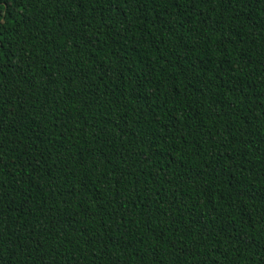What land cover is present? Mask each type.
I'll list each match as a JSON object with an SVG mask.
<instances>
[{
    "label": "trees",
    "instance_id": "1",
    "mask_svg": "<svg viewBox=\"0 0 264 264\" xmlns=\"http://www.w3.org/2000/svg\"><path fill=\"white\" fill-rule=\"evenodd\" d=\"M0 264H264V0H0Z\"/></svg>",
    "mask_w": 264,
    "mask_h": 264
}]
</instances>
